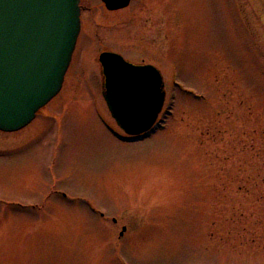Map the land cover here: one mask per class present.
Segmentation results:
<instances>
[{
  "label": "rangeland",
  "instance_id": "rangeland-1",
  "mask_svg": "<svg viewBox=\"0 0 264 264\" xmlns=\"http://www.w3.org/2000/svg\"><path fill=\"white\" fill-rule=\"evenodd\" d=\"M79 5L61 91L0 131V264H264V1ZM103 50L163 76L139 139L104 101Z\"/></svg>",
  "mask_w": 264,
  "mask_h": 264
},
{
  "label": "water",
  "instance_id": "water-1",
  "mask_svg": "<svg viewBox=\"0 0 264 264\" xmlns=\"http://www.w3.org/2000/svg\"><path fill=\"white\" fill-rule=\"evenodd\" d=\"M102 1L117 10L131 0ZM79 2L0 0L1 131L28 125L60 91L81 27ZM98 62L102 95L116 123L131 136L148 132L165 101L159 69L112 51H102Z\"/></svg>",
  "mask_w": 264,
  "mask_h": 264
}]
</instances>
